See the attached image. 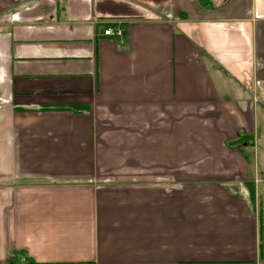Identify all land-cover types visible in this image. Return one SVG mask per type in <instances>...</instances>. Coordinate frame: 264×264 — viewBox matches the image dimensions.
I'll use <instances>...</instances> for the list:
<instances>
[{
  "label": "crops",
  "instance_id": "crops-1",
  "mask_svg": "<svg viewBox=\"0 0 264 264\" xmlns=\"http://www.w3.org/2000/svg\"><path fill=\"white\" fill-rule=\"evenodd\" d=\"M262 114L264 0H0V264H264Z\"/></svg>",
  "mask_w": 264,
  "mask_h": 264
},
{
  "label": "rangeland",
  "instance_id": "rangeland-1",
  "mask_svg": "<svg viewBox=\"0 0 264 264\" xmlns=\"http://www.w3.org/2000/svg\"><path fill=\"white\" fill-rule=\"evenodd\" d=\"M111 28H115L114 24L113 23H110L107 25V27H110ZM106 27V28H107ZM262 112V111H261ZM262 117H264V114H262ZM259 129H260V133H259V137H260V140H259V146H258V149L260 151V159H264V151H263V154H261V150L264 149V122L261 118V122H259ZM243 141V140H242ZM259 155V154H258ZM262 155V156H261ZM261 161H259V164H260ZM262 226V225H261ZM260 226V227H261ZM259 237H260V241L261 242H264V226L261 227L260 229V233H259Z\"/></svg>",
  "mask_w": 264,
  "mask_h": 264
},
{
  "label": "built area",
  "instance_id": "built-area-1",
  "mask_svg": "<svg viewBox=\"0 0 264 264\" xmlns=\"http://www.w3.org/2000/svg\"><path fill=\"white\" fill-rule=\"evenodd\" d=\"M122 32V29L119 26H115V28L107 27L104 29L103 34L105 36H119Z\"/></svg>",
  "mask_w": 264,
  "mask_h": 264
},
{
  "label": "trees",
  "instance_id": "trees-1",
  "mask_svg": "<svg viewBox=\"0 0 264 264\" xmlns=\"http://www.w3.org/2000/svg\"><path fill=\"white\" fill-rule=\"evenodd\" d=\"M239 142H240V141H239ZM13 258H16V255H11L10 258L8 259V262L13 263V262H12V261H13V260H12Z\"/></svg>",
  "mask_w": 264,
  "mask_h": 264
}]
</instances>
